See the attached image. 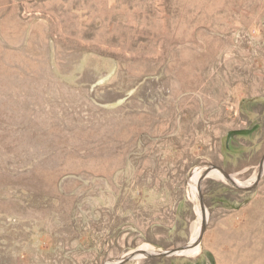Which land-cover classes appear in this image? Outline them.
Wrapping results in <instances>:
<instances>
[{
    "label": "rangeland",
    "instance_id": "rangeland-1",
    "mask_svg": "<svg viewBox=\"0 0 264 264\" xmlns=\"http://www.w3.org/2000/svg\"><path fill=\"white\" fill-rule=\"evenodd\" d=\"M137 251L264 264V0H0V264Z\"/></svg>",
    "mask_w": 264,
    "mask_h": 264
},
{
    "label": "bare ground",
    "instance_id": "bare-ground-1",
    "mask_svg": "<svg viewBox=\"0 0 264 264\" xmlns=\"http://www.w3.org/2000/svg\"><path fill=\"white\" fill-rule=\"evenodd\" d=\"M204 170V169H203ZM203 170L201 169V168H198V169H196V171H195V173H194V175H192V181L191 182H193L194 184H196V185H198V183H199V178L202 176V172H203ZM209 175H213V173L210 171L209 173H208V175L207 176H209ZM193 184V185H194ZM190 185H191V183H190ZM196 188V187H195ZM198 247L196 246L195 248L193 247L192 249H187V250H185V251H182L184 254H189V255H194V254H197L198 253ZM179 253V252H178ZM132 254V253H131ZM129 256V255H128ZM141 257H143V255H135L134 256V258L133 259H137V258H141Z\"/></svg>",
    "mask_w": 264,
    "mask_h": 264
},
{
    "label": "water",
    "instance_id": "water-1",
    "mask_svg": "<svg viewBox=\"0 0 264 264\" xmlns=\"http://www.w3.org/2000/svg\"><path fill=\"white\" fill-rule=\"evenodd\" d=\"M213 170H211V171H217V169H214V168H212ZM210 171L209 170H205V172L202 174V176L199 178V182L201 181V180H203L205 177H207V175H208V173H209ZM226 177H228L227 175H226ZM197 190H198V188H197ZM181 251V250H180ZM177 252H179V251H177ZM177 252H163V253H154V254H152L153 256H156V257H164V256H169V255H173L174 253H177ZM135 255H142V254H140V253H138V251L137 252H135V253H132V254H130L129 256H127L124 260H121L120 262H118V263H116V264H122V263H124V262H126V261H128V260H131V259H133L134 258V256ZM149 255V254H148Z\"/></svg>",
    "mask_w": 264,
    "mask_h": 264
}]
</instances>
